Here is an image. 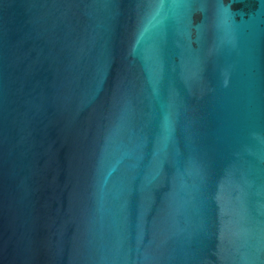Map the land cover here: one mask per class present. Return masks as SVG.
<instances>
[{"label": "water", "instance_id": "obj_1", "mask_svg": "<svg viewBox=\"0 0 264 264\" xmlns=\"http://www.w3.org/2000/svg\"><path fill=\"white\" fill-rule=\"evenodd\" d=\"M0 264H264V0H0Z\"/></svg>", "mask_w": 264, "mask_h": 264}]
</instances>
